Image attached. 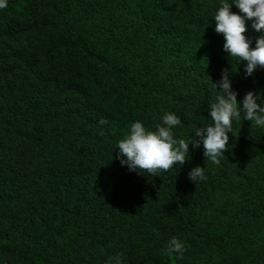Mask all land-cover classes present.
<instances>
[{"label":"trees","instance_id":"trees-1","mask_svg":"<svg viewBox=\"0 0 264 264\" xmlns=\"http://www.w3.org/2000/svg\"><path fill=\"white\" fill-rule=\"evenodd\" d=\"M223 2L243 15L235 0ZM221 6L222 0H7L0 8V259L109 264L129 248L122 264H168L167 243L178 237L213 253L237 243L246 262L264 264V172L251 175L241 166L264 152V126L243 112L233 118L219 165L205 159L202 143L189 145L183 165L155 176L116 159L118 142L136 121L155 131L165 113H175L176 140L212 124L210 105L219 95L213 83L224 69L232 68L238 102L254 91L264 104V68L246 78V62L228 57L215 31ZM246 29L254 48L264 29L257 32L251 20ZM121 40L145 49L143 76L105 53ZM197 165L206 176L198 183L188 178ZM234 190L249 196L233 209L227 230L204 235L193 227L192 213ZM250 231L255 237L246 240Z\"/></svg>","mask_w":264,"mask_h":264},{"label":"clouds","instance_id":"clouds-1","mask_svg":"<svg viewBox=\"0 0 264 264\" xmlns=\"http://www.w3.org/2000/svg\"><path fill=\"white\" fill-rule=\"evenodd\" d=\"M234 4L243 14L231 11V3L223 2L214 16L216 21L215 31L224 36V51L228 57L246 62L244 67L245 77L254 75L258 68H264V35L256 38L255 47L252 48L251 40L246 32V20L252 21V27L260 32L264 29V0H235ZM7 7V0H0V8ZM232 68L222 71L221 79L214 86L219 88L216 102L210 105L209 116L213 123L195 130L194 136L186 139H174L172 129L181 123L175 113H165L162 124L156 125V130H146L144 124L136 121L131 125L130 134L118 142L119 152L116 159L121 166H127L129 171H144L155 176L158 170L167 171L174 165H183L189 154V145L193 149L204 147L205 159L211 160L219 165L220 157L228 151L229 132H232L233 118H240L241 112L244 119L249 120L257 126H264V104L261 95L254 91L245 94L242 101L238 102V92L233 90L231 84ZM242 104V107H241ZM104 119L99 121L100 125L107 124ZM103 131L101 135H103ZM190 181L199 182L206 179L205 169L197 165L188 173ZM185 251L184 242L178 237L171 238L165 249L166 254L172 258L181 259ZM115 264H122L121 256L109 258Z\"/></svg>","mask_w":264,"mask_h":264},{"label":"rangeland","instance_id":"rangeland-1","mask_svg":"<svg viewBox=\"0 0 264 264\" xmlns=\"http://www.w3.org/2000/svg\"><path fill=\"white\" fill-rule=\"evenodd\" d=\"M102 49V47H98ZM107 53L115 62L128 73L134 76H143L146 68L145 49L135 41H112L107 44ZM242 168L248 174L260 175L264 172V152L259 151L257 157L245 164ZM236 193V194H235ZM249 196L246 192L221 191L213 200V205L192 213L193 227L204 235H220L227 230L232 222L233 209L240 205ZM247 239L255 237V232H248ZM185 245L181 259L168 256V264H249L243 259V255L236 243L225 253L209 252L203 243L190 238H180ZM258 244L259 239H253ZM112 247L114 244L111 245ZM130 249L120 250L118 255L129 259ZM0 264H24L19 254L8 255L0 259Z\"/></svg>","mask_w":264,"mask_h":264}]
</instances>
